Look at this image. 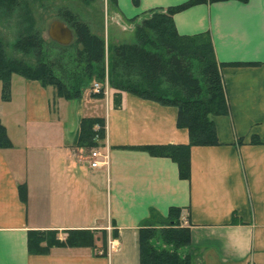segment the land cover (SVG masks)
<instances>
[{
  "label": "crops",
  "instance_id": "0c3cea01",
  "mask_svg": "<svg viewBox=\"0 0 264 264\" xmlns=\"http://www.w3.org/2000/svg\"><path fill=\"white\" fill-rule=\"evenodd\" d=\"M185 1L105 0L97 26L84 15L104 40L106 70L114 46L136 43V24ZM172 21L179 35L210 38L227 103V114L212 118L218 144L192 146L190 176L181 179L171 159L135 149L188 143L175 107L113 89L105 98L87 89L65 99L51 86L12 76L9 99L0 97V123L12 144L0 149V264H139L138 229L150 210L165 217L170 207L187 215L191 264H264V0L197 4ZM126 30L133 39L123 42L118 32ZM33 83L49 91L53 113L40 129L12 114L16 106L27 113ZM82 118L104 120L95 149L108 152L107 170L82 162L88 151L76 145ZM253 136L261 143L251 144ZM70 230L92 232L95 247L28 253V231H53L63 241Z\"/></svg>",
  "mask_w": 264,
  "mask_h": 264
},
{
  "label": "trees",
  "instance_id": "16d2710c",
  "mask_svg": "<svg viewBox=\"0 0 264 264\" xmlns=\"http://www.w3.org/2000/svg\"><path fill=\"white\" fill-rule=\"evenodd\" d=\"M221 1L227 0H187L164 11L150 12L134 27L136 43L114 46L109 59L107 81L111 88L177 109L176 127L187 131V144L149 145L135 149L150 156L171 159L177 165L179 177L185 180L190 176V148L218 144L212 118L226 115L227 103L219 64L214 58L208 34L179 35L172 16L197 4ZM17 5L18 0H0V16L11 17ZM59 10L60 21L70 27L74 39L68 45L50 40L60 50L55 58L42 59L44 42L37 32L18 33L11 46L27 57L36 58L37 62L33 64L23 57L8 56L0 38L2 100L9 99L12 74L37 81L42 87L51 86L57 96L65 99L79 97L84 79L90 80L94 75L100 76L97 82L103 84L100 82L104 79L103 39L92 34L87 23L76 13L68 8ZM114 102L118 106L117 96ZM103 139V119H80L78 147L91 150ZM250 143L261 141L253 136ZM10 148L12 144L0 123V149ZM17 192L20 201L26 203V186L18 185ZM179 217L180 209L177 207H170L165 217L155 210L149 211L138 229L139 264H191L190 255L186 252L190 246V232L180 223ZM102 236L105 248L104 232ZM52 247L94 248L93 233L70 230L65 239L59 241L53 231L27 232L28 253L47 254Z\"/></svg>",
  "mask_w": 264,
  "mask_h": 264
},
{
  "label": "rangeland",
  "instance_id": "374dc122",
  "mask_svg": "<svg viewBox=\"0 0 264 264\" xmlns=\"http://www.w3.org/2000/svg\"><path fill=\"white\" fill-rule=\"evenodd\" d=\"M105 0H101L100 3L98 0L94 2H82V0H18V5L14 9L13 15L10 16H0V38L3 40L5 45V50L8 56L17 57L25 59V61L30 63L37 62V59L34 57H27L23 55L21 52L13 50L12 44L14 43L18 33L22 34L29 32H37L39 37L43 40V56L42 59H50L55 58V54L58 53L59 48L51 43L50 39L47 35L48 25L54 20H60L59 18V9L60 8H68L73 13H76L81 18L85 19L84 15L89 16L90 23L94 25H100V12L103 13V7L105 6ZM86 20V19H85ZM137 25V24H136ZM135 25V26H136ZM134 26V27H135ZM20 29V31H18ZM112 27H108V33L110 37L113 31ZM118 37L123 41H128L129 38L133 39L132 32L126 30L124 32H118ZM104 41V40H103ZM111 55V54H110ZM104 58H105V48H104ZM105 61V59H104ZM104 79L100 82H103L106 78V75L109 74V70H106L104 67ZM122 74V73H121ZM119 75L122 78V75ZM15 74H12L14 76ZM18 78V77H15ZM100 76H92L90 80L84 79L83 85L81 87L82 94L87 91V89L92 90V83L95 81H99ZM35 88L30 90V101L28 102V107L26 106L27 113H23V109H19L17 106L13 108L12 114L20 115L21 124H25L27 127L32 125L41 128V126L46 125V121L53 117V113L47 110L46 99L48 98L49 91H43L37 83H33ZM102 85V84H101ZM1 87V84H0ZM108 92H111V88L108 85ZM15 91L17 88H14ZM115 90V89H113ZM117 91V90H115ZM93 92V91H92ZM105 89L103 90V94L101 92L94 93L96 95H100L105 98L107 93L105 94ZM15 93V92H14ZM16 97V94H15ZM50 110L51 100L49 99ZM62 107L59 105V109ZM22 110V111H21ZM18 112V114H16ZM96 128V127H95Z\"/></svg>",
  "mask_w": 264,
  "mask_h": 264
},
{
  "label": "built area",
  "instance_id": "2783aa9c",
  "mask_svg": "<svg viewBox=\"0 0 264 264\" xmlns=\"http://www.w3.org/2000/svg\"><path fill=\"white\" fill-rule=\"evenodd\" d=\"M105 94L107 93V85H106V79H105ZM103 89V90H104ZM101 90V86L99 83L93 84V92L99 93ZM82 162L86 164L90 169H98L104 167L107 170L108 164H109V156L108 152L105 150L104 152L100 151L99 149H93L89 152H86L84 156L81 157ZM180 223L182 225H186V213H182L180 215ZM107 231H110L111 228L108 226ZM98 255L104 254L102 251L97 252Z\"/></svg>",
  "mask_w": 264,
  "mask_h": 264
},
{
  "label": "water",
  "instance_id": "95a60500",
  "mask_svg": "<svg viewBox=\"0 0 264 264\" xmlns=\"http://www.w3.org/2000/svg\"><path fill=\"white\" fill-rule=\"evenodd\" d=\"M47 35L51 41L60 45H68L74 39L73 31L60 20H54L48 25Z\"/></svg>",
  "mask_w": 264,
  "mask_h": 264
}]
</instances>
